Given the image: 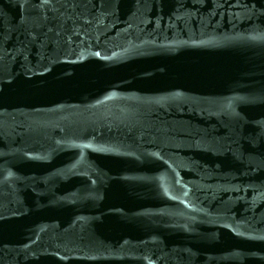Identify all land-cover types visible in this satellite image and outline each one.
<instances>
[{
  "label": "water",
  "instance_id": "water-1",
  "mask_svg": "<svg viewBox=\"0 0 264 264\" xmlns=\"http://www.w3.org/2000/svg\"><path fill=\"white\" fill-rule=\"evenodd\" d=\"M0 264H264V0H0Z\"/></svg>",
  "mask_w": 264,
  "mask_h": 264
}]
</instances>
